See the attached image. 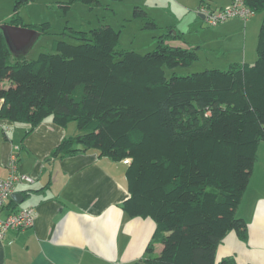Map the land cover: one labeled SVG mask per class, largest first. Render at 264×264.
Instances as JSON below:
<instances>
[{"label": "trees", "instance_id": "16d2710c", "mask_svg": "<svg viewBox=\"0 0 264 264\" xmlns=\"http://www.w3.org/2000/svg\"><path fill=\"white\" fill-rule=\"evenodd\" d=\"M30 2L15 0L7 24L53 34L49 22L23 23L21 11ZM75 2L101 0H69L61 7L69 11ZM244 2L263 15L256 62L188 76L167 78L165 68L199 60L197 48L169 43L171 27L146 54L118 50L120 31L110 25L70 29L77 44L55 40L54 51L37 59L15 57L0 31V119L29 132L48 119L61 127L75 123L79 134L64 139L53 159L93 149L130 161L124 163L130 198L123 209L156 224L145 256L134 264H237L218 261L217 249L232 231L247 236L237 211L264 140V0ZM134 17L145 28L157 27L144 9ZM7 205L17 211L13 200ZM156 244H163L158 257Z\"/></svg>", "mask_w": 264, "mask_h": 264}, {"label": "crops", "instance_id": "0c3cea01", "mask_svg": "<svg viewBox=\"0 0 264 264\" xmlns=\"http://www.w3.org/2000/svg\"><path fill=\"white\" fill-rule=\"evenodd\" d=\"M14 1L0 0V31L12 17ZM201 4L212 6L207 0H201ZM225 6L226 1L217 10ZM190 15L195 34L203 37L197 44H189L182 39L185 33L167 26L174 28L170 40L179 38L184 41L178 39L180 46L197 48L199 58L210 38L230 43L241 38L245 47L247 28L251 32L259 29L252 22L257 14L247 22L231 18L210 26L213 31L197 27L195 15ZM243 52L228 65L248 63L245 49ZM3 103L0 100V110ZM78 134L73 123L61 127L48 119L29 132L23 124L0 119V180L9 175L8 163L13 157L21 173L35 177L33 184L15 188L14 193L24 197L29 192L25 205L13 200L17 204L14 211L34 209V225L8 231L0 238V264H134L145 256L156 224L148 218H130L124 211L123 205L130 198L126 165L102 157L93 149L53 159V151L64 139ZM6 205L3 217L12 209ZM237 216L245 220L247 236L244 239L236 231L230 232L217 249V260L232 258L237 264H264V156L257 160ZM162 248L163 244H156L154 257Z\"/></svg>", "mask_w": 264, "mask_h": 264}, {"label": "rangeland", "instance_id": "374dc122", "mask_svg": "<svg viewBox=\"0 0 264 264\" xmlns=\"http://www.w3.org/2000/svg\"><path fill=\"white\" fill-rule=\"evenodd\" d=\"M207 1L211 2L212 6L208 4L206 6L213 11L219 9L220 4L224 1H226L227 6L222 9L228 8L233 2V0ZM67 2L69 0H32V2L26 4L21 11L23 23L27 25H41L49 22L52 25L50 32L53 34H41L36 37L33 45L28 46L22 51H11L12 54L15 57L37 59L42 53H52L54 51L53 43L55 40L77 44L78 41L68 35L70 29L89 32L103 24L110 25L118 32L120 31L118 50H134L140 54L154 51L158 38L165 31L169 30V27L172 30L174 29L172 26L167 25H173L179 32L185 33L182 39L186 40L189 44H197L196 42L202 40L203 37L195 34V29L192 25L193 17L190 14L195 15L197 27L203 26L205 29L213 31V28L206 25V20H204V26L203 20L198 16L201 0H101L100 4L92 6L82 2H75L71 6V9L66 11L61 6ZM137 8L144 9L148 17L155 21L157 27L145 28L144 20L134 17ZM256 16L252 22H255L259 26V29H253L251 32L247 28L245 47H243V40L241 38H235L233 43L229 41L218 42L219 40L214 42V39L210 38V41L204 43L205 47L203 48L201 57L193 65L189 67H177L176 69L165 68L167 78H171L174 73L178 76H188L206 70H224L229 66V60H236L240 54H244L243 49H245L248 56V61L246 62L254 64L257 59L256 49L259 30L263 22L262 14H257ZM232 19L238 20L239 18L233 17ZM63 33H66V35H60ZM178 39H172L169 43L180 46ZM182 39H179V41L184 43ZM9 86L10 82L6 81L5 88ZM73 124L76 125L75 123ZM258 150V160H260L264 156V140L260 143Z\"/></svg>", "mask_w": 264, "mask_h": 264}, {"label": "built area", "instance_id": "2783aa9c", "mask_svg": "<svg viewBox=\"0 0 264 264\" xmlns=\"http://www.w3.org/2000/svg\"><path fill=\"white\" fill-rule=\"evenodd\" d=\"M198 13L204 17L207 24L216 27L227 20L238 17L247 22L255 13L245 5L244 0H233L232 5L226 9L211 10L208 6L202 5L198 9ZM129 160H125V164H129ZM9 175L0 180V238H3L8 231H22L33 227L35 222L34 209L25 208L16 212H10L6 216H2V211L6 203L12 200L15 188L20 184H33L35 177L21 173L18 169V161L16 157L11 158L8 163Z\"/></svg>", "mask_w": 264, "mask_h": 264}, {"label": "water", "instance_id": "95a60500", "mask_svg": "<svg viewBox=\"0 0 264 264\" xmlns=\"http://www.w3.org/2000/svg\"><path fill=\"white\" fill-rule=\"evenodd\" d=\"M199 16L204 19L201 14H199ZM3 32L6 37L7 44L12 52L16 50H24L28 46L32 45L36 37H38V32L35 29L9 24L4 26ZM25 197L19 193H13L12 200H14L17 204H23L25 202Z\"/></svg>", "mask_w": 264, "mask_h": 264}]
</instances>
